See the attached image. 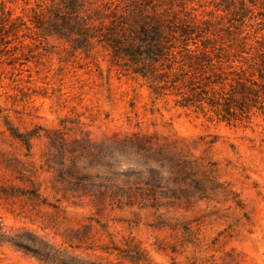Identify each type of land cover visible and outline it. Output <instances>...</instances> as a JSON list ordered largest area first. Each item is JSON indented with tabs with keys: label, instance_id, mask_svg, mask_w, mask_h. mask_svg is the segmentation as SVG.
<instances>
[{
	"label": "rangeland",
	"instance_id": "rangeland-1",
	"mask_svg": "<svg viewBox=\"0 0 264 264\" xmlns=\"http://www.w3.org/2000/svg\"><path fill=\"white\" fill-rule=\"evenodd\" d=\"M136 1L144 0H88L84 9ZM146 1L159 15L186 20L189 47L220 49L225 66L245 67L244 59L264 51V0ZM60 2L68 4L0 0L8 20L0 24V236L34 235L63 254L62 264H264V107L229 123L180 106L171 89L153 93L97 44L73 51L53 22L36 30L34 12ZM132 136L189 162L193 176L174 185L164 168L153 195L144 189L116 198L75 186L63 171L60 179L61 144L107 147ZM136 171L134 158L118 157L112 172L82 173L95 186L126 191L123 181ZM0 264L50 263L0 241Z\"/></svg>",
	"mask_w": 264,
	"mask_h": 264
},
{
	"label": "trees",
	"instance_id": "trees-1",
	"mask_svg": "<svg viewBox=\"0 0 264 264\" xmlns=\"http://www.w3.org/2000/svg\"><path fill=\"white\" fill-rule=\"evenodd\" d=\"M67 2L54 4L58 6L56 9L50 7L34 12V28L44 32L47 31V23L53 22L52 31L65 39L73 51L89 53L97 44L110 52L115 65L122 64L150 82L153 93L173 90L175 96L182 98L179 101L182 107H194L203 112L207 110L229 123L247 118L256 106L263 109L264 51L256 57L244 59L246 66L236 69L224 65L229 64V59L220 49L208 50L204 42L201 43L202 48L195 46L191 49L189 23L176 14L173 19L166 12L159 15L158 6L152 1H136L122 8L115 7L114 10L109 6L84 9L85 4H89L88 0ZM7 21L0 17L1 25ZM11 135L26 144L25 139L12 131ZM57 157L61 180H64L63 171L67 177L74 179L75 186L88 187L90 191L96 189L94 193L100 196L107 191L113 198L123 193L130 196L144 189L153 195L154 189L162 185L159 171L164 168L174 175V185L193 176L189 162L168 153L153 143L151 138L145 137H126L107 147L91 144L84 139L75 140L61 144ZM118 157L134 158L138 169L123 181V185L127 186L126 191L114 184L107 186L98 183L95 186L91 175L82 173L95 171L99 167L112 172ZM81 164L82 169L79 167ZM186 169L191 171L186 172ZM144 171L146 178L142 177ZM132 177L134 179L131 180ZM193 185L196 191H201L198 182L193 181ZM175 193V190L171 192L172 195ZM180 193L187 197L189 195L188 192ZM31 195L38 199L36 192H31ZM0 241L9 242L44 263L62 264L60 259L63 254L54 251L34 235L0 236Z\"/></svg>",
	"mask_w": 264,
	"mask_h": 264
}]
</instances>
